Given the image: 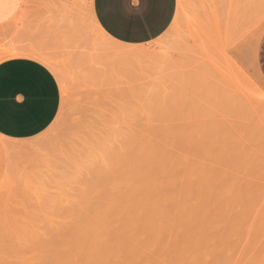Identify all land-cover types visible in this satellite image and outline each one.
<instances>
[{
	"label": "rangeland",
	"instance_id": "1",
	"mask_svg": "<svg viewBox=\"0 0 264 264\" xmlns=\"http://www.w3.org/2000/svg\"><path fill=\"white\" fill-rule=\"evenodd\" d=\"M224 1L222 3L221 0H216L215 2L213 0H177V11L169 28L155 40L140 45H128L111 38L96 23L89 11L88 2H85L81 10L82 21L80 23L82 26L80 30L75 32L73 36L64 37L57 46L52 47L48 51L39 52V54L36 52V55L53 70L60 82L62 91L61 108L52 124L45 131L34 137L19 140L0 135V240L3 239L2 245L6 243L9 244L8 247H11L8 248L7 245L2 246L0 244V258L6 256L3 258L9 259L7 261L2 258L0 264H5L4 261H6V264H18V262H21V264L25 262L26 264L27 262H29L28 264H44L42 262L45 259L46 261L50 259L48 262L45 261L47 264H64L65 262L71 264L74 258L77 259L78 263H76L75 259L72 264H81L77 247L81 248L82 246L80 244H82L83 240H80L82 239L80 237L87 236L88 230H86L87 227L85 228V226L93 227L94 230L93 228L92 230L94 232L101 227L98 233L103 231L102 226L105 229H110V226H113L112 228L115 230L119 226L120 228L117 231L119 230L118 232L121 234L127 228L128 231L126 230L124 235H127L128 242L134 245L139 241L137 242L138 244L134 245L135 247L138 246V249L133 246L131 248V244L127 246L128 243H126L127 250L131 248L130 250L133 251L135 248L134 250L141 251L140 257H137L138 253L133 251L134 254L136 253L134 257L138 261L137 263L134 257H131L134 254L131 251V253L128 252L129 250L127 251L128 254H124L126 252V249H124L123 254L126 256H123V258L126 257L127 262L126 260H122L123 263H120L118 258L113 255L116 259L114 257L109 259V261L114 260L113 263L112 261L110 263L104 260V263L101 262V264H115V260L119 262H116L117 264H132L134 260L133 264H149V261L151 264H165V262L166 264L168 262L170 264H188L190 263L189 261H191L190 264H264V76L258 62L259 46L264 36V21H262V19L264 20V6L261 9V15H263V18L261 17L262 24L252 23L239 43H236L233 38H230V42H226L229 38L224 34L223 15L227 3V1L226 3ZM210 3L212 5L214 3V7ZM217 6L218 8L215 9ZM220 7L223 8V11ZM219 9L221 10L219 11ZM204 20L207 23L203 22ZM207 26H209V29ZM207 31L208 34H205L204 32ZM102 32L105 35H102ZM208 36L210 37L209 39H207ZM222 36L228 39L225 40ZM222 41L228 43L224 44L225 46L228 45L226 48L222 45ZM7 43L6 37L0 41V60L21 51L15 50L12 52L10 50L11 47L7 46ZM91 44L97 45L96 48L91 46ZM122 47L144 49L145 52H148V55L143 51L146 57L144 55H141L143 57L138 55L129 56L128 58L131 57L133 59L127 60L128 58L125 57V61L124 58H120L122 61L116 62L118 57L114 51H118ZM94 49L100 53H96ZM111 52L113 53L111 54ZM113 55L117 59L115 58L114 60ZM123 113L126 115L123 122L124 136L137 138L135 144L142 140L144 143L146 141L147 145L144 144V147L150 150V152L152 150L154 152L159 150L156 152L160 158H163L160 163V161L158 162L160 158L156 156L154 162L157 164L153 162L152 166L149 165L148 168L151 171L146 170L144 177L149 180L145 179V183L140 173H137L136 169L132 170L133 161H130L135 158L133 156L134 153H137V151H134L135 148L132 147H138L141 143L134 145L129 141L127 143L113 141L110 149L111 152L108 151L111 154L109 155L105 150L106 146L102 142H105L110 130L109 127L113 126L117 118ZM139 137L141 138L138 139ZM11 145L18 146V149L15 151L7 150L6 148ZM159 153L160 155L163 154L162 157ZM115 155L118 156L116 157ZM119 155L122 158V163L118 158ZM123 158H126L128 161H125ZM166 158L168 159L166 160ZM169 158L172 159L170 160ZM118 160L119 162H117ZM163 163H165L164 166ZM130 164L132 165L131 168H129ZM168 164L169 167L167 166ZM123 166L124 169L128 167L123 170ZM109 168L114 171L112 172ZM184 171L185 173H183ZM153 173H157V176L153 175ZM159 176L165 177V181ZM150 177L156 178V182L159 180L166 182L170 177L178 180L172 186L170 185L172 189H169L170 187H166V185L162 189L165 193H168L175 190L178 192L179 188L180 194L176 192L178 200H174L176 203L172 202V204L175 209L179 210L181 208L184 211L189 206V210L187 209L188 211H186L189 216H182L184 218L181 216L180 218L179 216H173V218L164 216L167 221L162 216L165 221H161V217L159 218V216H154L151 219L152 222L149 221L150 219L141 220L145 216L141 218L137 217V219H131V216H126L125 219L127 221L130 220L127 223L123 219L124 216H121V213L122 211L125 213V208L128 204H131V202L136 203V201L140 203L141 197H143L142 195L145 192L148 197L150 196L155 199L154 195L157 196L154 192L155 190H152L154 187L149 186L152 181V179L150 181ZM121 181L122 183H120ZM185 183L186 186H183L182 184L185 185ZM195 183H198V189H196L197 185ZM143 185L145 186L143 187ZM175 185L177 189H173ZM190 185L192 189L189 187ZM203 185L206 187H203ZM119 187L120 190H118ZM184 187H189L185 189L190 192L192 191L193 193H191L194 196H191L190 192H186L183 189ZM145 188L146 191L143 193V189ZM149 189L152 191H149ZM194 189L196 191L200 190V192L196 194ZM203 189L206 190L203 191ZM182 190L184 193H182ZM120 191L126 192V199L124 198V192ZM136 192L137 194L138 192L140 193L139 197ZM151 192H154V194ZM100 193L101 195L99 196L98 194ZM182 194L187 195L183 198ZM117 196H119V199L122 197L120 207L118 206V208L116 207L119 204L116 203L119 202ZM203 196L204 198L201 200ZM187 197H190V200ZM195 197H197L196 201L192 199ZM111 199L115 201L114 204ZM179 199H182V201ZM203 200L205 203L203 202L202 204ZM111 203L115 205V210L111 208ZM122 203L124 205L127 204L125 208H123L124 205ZM178 203H183V206L180 204V207H178ZM172 204L171 207L174 209ZM190 204L193 206L191 207ZM109 209L111 211H108ZM116 209L121 210V212L116 211ZM195 209L199 212H195ZM114 211L118 212L119 215ZM197 213L199 215L196 216ZM98 214L100 220L99 218L95 219V217H98ZM103 214H106L107 217ZM114 214L117 217L114 218ZM93 215L95 217L91 219ZM104 216L107 218L106 222ZM199 216L203 217V220ZM85 217L89 218L88 221L91 219L88 224ZM118 217H122L121 220L124 222L121 221L119 223L118 219L120 220V218ZM187 217L189 225L186 224ZM189 217L191 218L189 219ZM146 218H151V216H146ZM116 219L117 221H115ZM135 219L136 221L139 219L137 223L140 220L144 223L148 221L149 227L148 224H144V229L148 227V230L146 229L148 232L150 227H152L154 219L155 221L159 219L158 223L161 221V223L165 222L166 224L167 222V228L164 227L165 224H158L154 221L153 228L158 227L159 229L162 225L163 233L160 229L154 230L153 228V231L151 230L152 233H145L146 230L144 231L143 228L141 230L138 227L140 224H135ZM169 219L171 223H169ZM94 220H97L96 223L98 221L103 222L101 226H99L98 223L100 222H98V225L96 224L98 227L95 228ZM197 220L196 226L194 222H197ZM59 221L63 224L59 223ZM79 221H82L84 224L86 223V225L79 224ZM178 221L184 222V227ZM201 221V225H205L203 228H200L199 222ZM125 222V226L130 223L129 228L128 226H124ZM92 223L95 226H91ZM155 223L158 225L156 226ZM172 223H177V226H174L177 227V231L174 229L175 236L171 239L172 235H174L172 232L170 233L173 230ZM53 224H55V229L52 228ZM73 224L75 226L79 225L82 228L84 226L83 229L86 230L85 234L81 235V232L77 229L78 227H73ZM106 224L109 227H106ZM32 225L35 229H33ZM114 225L116 228H114ZM135 225H138V228ZM169 225L172 228L167 230L165 234L164 229L165 231L169 229ZM63 226H67L68 232L64 231L66 230L65 227L63 230ZM187 226L190 228L186 231ZM90 228L87 229L90 230ZM83 229L79 230L84 232ZM123 229L124 231H122ZM16 230L24 232V234L20 232L23 236L19 232L18 234ZM115 230L112 231L111 229L109 231L106 229L99 234L103 235L104 233L103 236H105L107 232L109 236L110 233H115ZM77 231L80 237L74 234ZM137 231L140 234H135ZM185 231L186 234L184 233ZM179 232L181 237L184 235L183 241H180ZM167 233L169 234L168 237ZM199 233L205 234L201 235ZM207 233L209 236H207ZM9 234L10 237L12 236L11 238ZM34 234L37 240H35ZM95 234L97 235V233ZM95 234L93 233L92 236L86 238H93V236H96ZM145 234L149 235L145 236ZM154 234H156L157 239ZM120 235L118 236L122 237ZM137 235L138 237L140 235V239ZM160 235L161 237H159ZM118 236H113L114 240ZM133 236L135 237V242L132 241L134 239ZM67 237L71 238L72 242L68 241ZM129 237L132 238L130 239ZM188 237H193L195 241L190 242L191 239ZM199 237L204 241L202 242ZM125 238L124 241H127ZM158 238L164 240V243L167 245L161 242V240L159 242ZM6 239L7 242L5 241ZM8 239L12 243H9ZM12 239L16 241L13 240V242ZM24 239L31 241H24ZM147 239L152 241L148 242ZM176 239L178 246H176L177 241H174ZM185 239L187 243L192 244L193 242H197V245L193 243V247V245L191 246L188 243L185 246ZM47 241L52 242V244L48 242L49 245ZM153 241L157 242L154 244ZM169 241L173 246L172 248H170V243H167ZM65 242L69 244L70 248L66 247L67 244ZM13 243L15 244L13 245ZM74 243H77V247ZM156 243H163L164 246L159 245L161 246L160 249L164 247L168 249H163L166 255L161 253L158 256L162 250L159 249V245L156 246ZM70 244L75 247H71ZM16 245H19V247H15ZM39 245L46 248L42 247L41 251ZM142 245L144 246L142 247ZM189 245L190 247H188ZM2 247H5L4 253L6 255H3L2 252L4 250L2 251ZM58 247L59 250L57 251ZM155 247H158L156 250L159 251H155L153 249ZM17 248L24 250V253L27 251V254H23L20 251L22 255L19 258L18 255H15L16 252L20 254ZM31 248L35 250H31ZM71 248H73V252H69ZM180 248L186 251H184L183 255H181L182 251ZM16 249L18 251L14 252ZM202 249L203 251H201ZM45 250L48 253L46 252L45 254ZM150 250L152 254L154 252L155 254L157 253L156 256H154L155 254L153 255L157 259L152 258ZM187 251L190 253L189 258ZM6 252H8V257ZM64 252L74 254H71L72 256L69 255L70 259L67 257L68 254L64 255ZM59 253H63L61 255L65 256L66 261H62L63 256L61 257ZM75 253L76 256H74ZM196 253L200 254L201 258ZM39 254L44 256L41 258ZM129 254L130 257L128 256ZM30 255L31 259L29 258ZM142 255L143 258H141ZM22 256L25 257L22 258ZM161 256L163 257L161 258ZM210 256L212 259H210ZM14 257L17 259H13ZM60 257L61 260H58ZM72 257L74 258L72 259ZM127 257L130 258L131 262H129L130 260ZM32 259L34 260L31 261ZM139 259L143 261L141 260V262ZM181 259L186 260L183 261ZM200 259L201 261L199 262ZM105 261L107 262L105 263ZM144 261L145 263H143Z\"/></svg>",
	"mask_w": 264,
	"mask_h": 264
},
{
	"label": "crops",
	"instance_id": "2",
	"mask_svg": "<svg viewBox=\"0 0 264 264\" xmlns=\"http://www.w3.org/2000/svg\"><path fill=\"white\" fill-rule=\"evenodd\" d=\"M85 2L103 30L128 45L161 36L177 11V0H0V41L6 37L12 52L21 50L0 60V135L28 139L57 117L61 85L36 52H46L80 30ZM258 62L264 76V36Z\"/></svg>",
	"mask_w": 264,
	"mask_h": 264
},
{
	"label": "bare ground",
	"instance_id": "3",
	"mask_svg": "<svg viewBox=\"0 0 264 264\" xmlns=\"http://www.w3.org/2000/svg\"><path fill=\"white\" fill-rule=\"evenodd\" d=\"M214 2L216 1V0H213ZM218 1H220V0H218ZM223 1L224 0H221V2L223 3ZM226 1H227V3H226ZM225 3H226V8H224L223 6H224V4H223V8L225 9V11H224V15H223V23H224V34L229 38H226L225 36L223 37L225 40L226 39H228V41H226V42H230L231 40H230V38H233L234 40H235V42L236 43H239L242 39H243V37H244V35H245V33L248 31V29H249V27L252 25V23H258V24H262V21H264L263 19H262V21H261V17L263 16V15H261L262 14V8H263V6H264V4H263V0H225L224 1ZM212 3V2H211ZM210 3V5H212ZM213 5H215L214 3H213ZM212 5V6H213ZM220 5V4H219ZM209 6V5H208ZM214 7V6H213ZM222 7H220V8H222ZM218 8V6L215 8V9H217ZM223 8H222V11H223ZM214 9V8H213ZM221 9H219V11H220ZM221 14H223V13H221ZM221 14H220V16H221ZM264 14V13H263ZM217 15H218V13H217ZM212 18H213V16H212ZM263 18V17H262ZM211 19V18H210ZM216 21V20H215ZM261 21V22H260ZM203 22H206L205 20L203 21ZM96 23H97V21H96ZM207 23V22H206ZM210 23V22H209ZM264 24V23H263ZM204 25V24H203ZM208 25V24H207ZM211 25H212V23H211ZM256 25V24H255ZM254 26V25H253ZM96 27H98V26H96ZM205 27V26H204ZM208 27V29H209V26H207ZM255 27V26H254ZM215 28V27H214ZM217 28V27H216ZM203 30H205V29H203ZM221 30V29H220ZM102 31V30H101ZM210 31V30H209ZM104 32H105V30H104ZM203 32V31H202ZM205 34L207 33L208 34V31L207 32H204ZM102 35H105L103 32L101 33ZM212 35H213V33H211ZM223 35V34H222ZM106 36H107V34H106ZM214 36V35H213ZM202 37H203V35H202ZM212 37V36H211ZM201 38V37H200ZM210 37L208 36L207 37V39H209ZM216 38V37H215ZM95 39V38H94ZM206 39V40H207ZM93 40V39H92ZM202 40H203V38H202ZM230 40V41H229ZM233 40V41H234ZM208 41V40H207ZM86 42V41H85ZM91 42V41H90ZM224 42V43H223ZM234 43V42H233ZM232 43V44H233ZM96 44V43H95ZM95 44H91V46H94L95 48H96V46H95ZM224 44H228V43H225V41H222V45H224ZM120 45H122V44H120ZM231 45V44H230ZM229 45V46H230ZM234 45V44H233ZM232 45V46H233ZM83 46V45H82ZM87 46V45H86ZM90 46V47H91ZM123 46V45H122ZM225 46V45H224ZM226 46H228V45H226ZM226 46H225V48H226ZM85 47V46H84ZM88 47V46H87ZM140 48V47H139ZM82 49V48H81ZM89 49V48H88ZM92 50V49H91ZM97 50V49H96ZM90 51V50H89ZM93 51V50H92ZM94 51H95V49H94ZM109 51V50H108ZM145 50L143 49V50H141V49H137V48H126V47H122V49H119L118 51H114V53L115 54H117L116 56L118 57V60H116V62H118V61H122L120 58H124V61L126 60L125 59V57H129V56H140V57H143V56H141V55H144L145 53H147L146 55H148V52L146 51L145 53ZM24 52V51H23ZM96 53H100V52H97V51H95ZM225 52V51H224ZM19 53V52H18ZM92 53H94V52H92ZM113 52H111V54H112ZM33 54V53H32ZM38 54H39V52H38ZM79 54V53H78ZM93 55V54H92ZM126 55V56H125ZM146 55H144L145 57H146ZM227 55V54H226ZM124 56V57H123ZM149 56H150V54H149ZM92 57V56H91ZM113 57H114V60H115V58L117 59V57H115L114 55H113ZM135 58V57H134ZM129 59H133V58H128L127 60H129ZM139 60V59H138ZM140 60H142V59H140ZM146 60H147V58H146ZM113 65V64H112ZM115 67V66H114ZM124 72V71H123ZM261 106V105H260ZM258 109H260V108H258ZM122 111V110H121ZM262 114V113H261ZM264 115V114H263ZM125 118H126V115H125V113H123L120 117H118L117 118V120L114 122V124H113V126H110L109 128H110V130H109V132H108V135L106 136V139H105V142L104 141H102L103 143H104V145L106 146L105 147V150L107 151V153H108V151L109 152H111L110 151V149H111V146H112V142L114 141V142H132L134 145H137V144H139V143H141V145L139 146L138 145V147L136 146H134V145H132V146H134V147H132V148H135L134 149V151L136 152L137 151V153H134V159L132 160H130V161H133L132 162V165H133V167H132V170H134V169H136V171H137V173L139 172L140 173V175H141V177L143 178V181L146 179L144 176H145V172H146V170L148 171V170H150L148 167H149V165H153V162L156 160V156H158V151L156 152H154L153 150L150 152V150H147V148H145L144 147V144L145 145H147L146 144V141H145V143H144V141L142 140H139V141H141V142H139V143H137V144H135V141L137 140V138H133V137H131L130 138V136H124V134H123V122L125 121ZM261 120H263V119H261ZM116 123H117V125H116ZM109 137V138H108ZM130 139H129V138ZM141 137H139L138 139H140ZM145 138V137H144ZM146 140V139H145ZM148 140V139H147ZM262 140V139H261ZM154 141V140H153ZM156 141V140H155ZM261 142V141H260ZM263 142V141H262ZM149 143H150V140H149ZM148 143V144H149ZM159 143V142H158ZM154 144H155V142H154ZM157 145V144H156ZM159 146V145H158ZM137 149V150H136ZM155 149V148H154ZM130 150V149H129ZM257 150V149H256ZM263 151V150H262ZM130 153H131V151H129ZM133 152V151H132ZM97 153V152H96ZM107 153H105V154H107ZM119 153V152H118ZM130 153H129V155H130ZM160 153H163V152H160ZM160 153H159V155H160ZM256 153V152H255ZM99 154V153H98ZM109 154V153H108ZM123 154V153H122ZM128 154V153H127ZM135 154H137L136 156H135ZM157 154V155H156ZM258 154H259V152H258ZM263 154V153H262ZM262 154H260V155H262ZM109 155H111V154H109ZM162 155L163 154H161L160 156L162 157ZM173 155H175V154H173ZM116 157L118 156V155H115ZM122 156V155H121ZM131 156V155H130ZM132 156V157H133ZM110 157H112V156H110ZM123 157V156H122ZM131 157V158H132ZM171 157V156H170ZM119 160L121 161V163H122V158L120 157V155H119ZM128 158V157H127ZM157 158H160L159 156L157 157ZM116 159V158H115ZM114 159V160H115ZM124 159V158H123ZM129 159V158H128ZM161 159H163V158H160L159 160H158V162L160 161V163H161ZM165 159V158H164ZM168 158H166V160H167ZM170 159V158H169ZM172 159V158H171ZM170 159V160H171ZM181 159V158H180ZM188 159V158H187ZM111 160H113V159H111ZM119 160L117 161V162H119ZM125 161H128V160H126V158L124 159ZM124 160H123V162H124ZM174 160V159H173ZM259 160V159H258ZM85 161V160H84ZM91 161V160H90ZM129 161V162H130ZM169 161V160H168ZM116 162V163H117ZM166 162V161H165ZM184 162V161H183ZM187 162V161H186ZM262 162H263V160H262ZM115 163V162H114ZM128 165H129V163L128 162H126ZM155 163V162H154ZM167 163V162H166ZM248 163V162H247ZM253 163V162H252ZM110 164V163H109ZM108 164V165H109ZM124 165H126L125 163H123ZM155 164H157V163H155ZM159 164V163H158ZM164 164L165 163H163V166H164ZM254 164H256V163H254ZM111 165H113V164H111ZM116 165V164H115ZM114 165V166H115ZM131 164H130V167L129 168H131V166H132ZM162 165V164H161ZM257 165H259L258 163H257ZM99 166V165H98ZM98 166H97V168H98ZM110 166V165H109ZM159 166V165H158ZM168 167H169V164L167 165ZM173 166H174V164H173ZM172 166V167H173ZM253 166V165H252ZM111 167H113V166H111ZM121 167H122V164H121ZM128 167V166H127ZM126 167V168H127ZM153 167H156V166H153ZM152 167V169H154ZM166 167V166H165ZM164 167V168H165ZM172 167H170V168H172ZM100 168V167H99ZM105 169H106V167H104ZM114 168V167H113ZM117 168V167H116ZM119 168H120V166H119ZM125 168V169H126ZM167 168V167H166ZM254 168V167H253ZM109 169H111V168H109ZM108 169V170H109ZM115 169V168H114ZM118 169V168H117ZM116 169V170H117ZM124 169V166H123V170H125ZM162 169V168H161ZM169 169V168H168ZM257 169H259V168H257ZM262 169V168H261ZM99 170V169H98ZM107 170V169H106ZM112 170V172L114 171L113 169H111ZM111 170H110V172H111ZM121 170H122V168H121ZM128 170V169H127ZM167 170V169H166ZM173 170V169H172ZM249 170V169H248ZM135 171V172H136ZM151 171V170H150ZM158 171H160L159 169H158ZM170 171H171V169H170ZM186 171V170H185ZM185 171L183 172V173H185ZM249 171H251V170H249ZM254 171V170H253ZM100 172V171H99ZM111 172V173H112ZM118 172H119V170H118ZM117 172V173H118ZM166 172H168V171H166ZM176 172V171H175ZM256 172V171H255ZM254 172V173H255ZM115 174H116V172H114ZM121 173V172H120ZM119 173V174H120ZM127 173V172H126ZM129 173V172H128ZM149 173V172H148ZM163 173V172H162ZM106 174H107V172H106ZM124 174H125V172H124ZM151 174V173H150ZM165 174V173H164ZM167 174V173H166ZM122 175V174H121ZM127 175V174H126ZM125 175V176H126ZM129 175V174H128ZM132 175V174H131ZM139 175V174H138ZM139 175V176H140ZM153 175H155V176H157V173L155 174V173H153ZM254 175V174H253ZM256 175V174H255ZM117 176V175H116ZM119 176V175H118ZM136 176V175H135ZM147 176V175H146ZM165 176V175H164ZM122 177L124 178V176L122 175ZM154 177V176H153ZM160 177V176H159ZM159 177H157L158 179H159ZM148 178V177H147ZM160 178H163V176H161ZM165 178V177H164ZM163 178V180L165 181V179ZM114 179H116L115 177H114ZM124 179H126V178H124ZM151 179H152V181H151ZM167 179H168V177H167ZM118 180V179H117ZM120 180H121V178H120ZM123 180V179H122ZM146 180H149V179H146ZM146 180L144 181V183L146 182ZM156 180V178H151L150 177V181H151V184L149 185L150 187L151 186H153L154 187V189H152V190H155L154 192H155V194L157 195V196H155L154 195V197H155V199L154 198H152V197H148L147 196V193L145 192L144 193V191H146V188L145 189H143V197H141V200H140V203H139V201L137 202L136 200V203H132L131 202V204H128V206H126V208H125V205H127V204H121L122 206H123V208H125V213L122 211V213H121V216H124V220H126L125 218H126V216H131V219L133 218H136L137 219V217L138 218H141V217H143V216H145V218L143 217V219H141V220H145V219H150L149 221H151L152 222V220L151 219H153L154 218V216H159V218L162 216V217H164V216H168V218H173V216H175V217H177V216H179V218H180V216L182 217V216H189L187 213H186V211H188L189 210V206L187 207V209H186V211H184V210H181V208H179V210H177V209H175L174 208V206H173V204H172V202H174V200L176 201V200H178L177 199V196H178V194L177 193H179L180 194V189L178 188V192L175 190V191H171V192H168V193H165V191H163V189H164V185H166V187H170V185L172 186L173 185V183L175 182V181H178V180H176V179H174V177H170L166 182H164L163 180H159V181H155ZM110 182V181H109ZM183 182V181H182ZM181 182V183H182ZM189 182V181H188ZM187 182V183H188ZM114 183H115V181H114ZM120 183H122V181L120 182ZM138 183V182H137ZM164 183H166V184H164ZM184 183V182H183ZM261 183V182H260ZM111 185H112V183H110ZM118 184V183H117ZM126 184V183H125ZM128 184V183H127ZM177 184V183H176ZM190 184V183H189ZM196 184V183H195ZM198 184V183H197ZM196 184V185H197ZM146 185V184H145ZM145 185H143V187L145 186ZM183 186H186V183H185V185L184 184H182ZM188 185V184H187ZM191 185L192 186H194L193 185V183H191ZM191 185L189 186V187H191ZM195 185V186H196ZM130 186V185H129ZM129 186H126V187H129ZM137 188H138V186H139V184H138V186L137 185H135ZM179 186V185H178ZM180 186H181V184H180ZM182 186V187H183ZM114 187V186H113ZM112 187V188H113ZM135 187V188H136ZM142 187V186H141ZM174 188L173 189H177V186L175 185V186H173ZM189 187H184L183 189H185V188H189ZM197 188L196 189H198V185L196 186ZM203 187H206L205 185H203ZM102 188V187H101ZM118 188V187H117ZM134 188V189H135ZM136 188V189H137ZM140 188V187H139ZM163 188V189H162ZM254 188V187H253ZM107 189V188H106ZM114 189H115V187H114ZM151 189H149V191L151 190ZM169 189H172V187H170ZM191 189H192V187H191ZM201 189V188H200ZM109 190V189H108ZM110 190H112V189H110ZM116 190V189H115ZM118 190H120V187H119V189ZM140 190H141V188H140ZM139 190V191H140ZM151 190V191H152ZM190 190V189H189ZM204 190H206V189H203V191ZM117 191V190H116ZM185 191L187 192L188 190H186L185 189ZM196 190L194 189V192H195ZM108 192V191H107ZM118 192V191H117ZM120 192H124V191H120ZM128 192H129V190H128ZM131 192H132V190H131ZM154 192L152 193V194H154ZM164 192V193H163ZM167 192V191H166ZM177 192V193H176ZM188 192H190V191H188ZM192 192V191H191ZM190 192V194H191V196H194V194H192ZM198 192H200V190L199 191H196V194H198ZM207 192V191H206ZM205 192V193H206ZM258 192V191H257ZM263 192V191H262ZM125 193L126 192H124V198H125V196H127V194L125 195ZM182 193H184L183 192V190H182ZM131 194V193H130ZM136 194H137V192H136ZM140 193L138 192V194H137V196L139 195ZM188 194V193H187ZM186 194V195H187ZM189 194V195H190ZM204 194V193H203ZM99 196L101 195V193L100 194H98ZM105 195V194H104ZM111 195V194H110ZM133 195V194H132ZM149 195V194H148ZM183 195V194H182ZM186 195L184 194L183 195V198L184 197H186ZM260 195H262V194H260ZM259 195V196H260ZM140 196V195H139ZM138 196V197H139ZM152 196V195H151ZM180 197H182L181 195H179ZM200 196V195H199ZM206 196V195H205ZM93 197H94V195H93ZM96 197V196H95ZM102 197H103V195H102ZM118 197V199H119V196H117ZM129 197V196H128ZM264 197V196H263ZM87 198V197H86ZM97 198V197H96ZM127 198V197H126ZM125 198V199H126ZM133 198V197H132ZM131 198V199H132ZM179 198V197H178ZM182 198V199H183ZM187 198H189V200H190V197H187ZM196 198V199H195ZM195 198H192V199H194L195 201L197 200V197H195ZM204 198V196L201 198V200ZM262 198V197H261ZM98 199V198H97ZM113 199H115V198H113ZM113 199H111V200H113ZM121 199H122V197H121ZM121 199H119L118 201L119 202H116L118 205L116 206L117 208H118V206L120 207V200ZM135 199V198H134ZM182 199H179V200H181L182 201ZM186 199V198H185ZM191 199V200H192ZM124 200V199H123ZM122 200V201H123ZM189 200H188V202H189ZM200 200V201H201ZM205 200V199H204ZM202 201L201 203L203 204V202L205 203V201ZM207 200V199H206ZM45 201V200H44ZM47 201V200H46ZM86 201V200H85ZM115 201H116V199H115ZM114 200H113V204H114V202H115ZM132 201H134V200H132ZM180 201V202H181ZM185 201V200H184ZM183 201V202H184ZM199 201V200H198ZM89 201H88V199H87V203H88ZM110 202V201H109ZM178 202V201H177ZM263 202H264V200H263ZM112 203H111V208L113 209L114 208V210H115V205H112ZM138 203V204H137ZM174 203H176V202H174ZM192 203V202H191ZM197 203V202H196ZM45 204V203H44ZM49 204H51V203H49ZM171 204H172V206H173V208L174 209H172V207H171ZM182 205L183 203H178V207H180L179 205ZM199 204H200V202H199ZM206 204H208V203H206ZM185 205V207H186V203L184 204ZM45 206V205H44ZM109 206V205H108ZM112 206H114V207H112ZM122 206H121V209H122ZM175 206H177L176 204H175ZM183 206V205H182ZM190 206L192 207L193 205L192 204H190ZM200 206V205H199ZM198 206V207H199ZM3 207V206H2ZM184 207V208H185ZM217 207V206H216ZM43 208V207H42ZM51 208V207H50ZM50 208H48V209H50ZM53 208V207H52ZM81 208V207H80ZM200 208V207H199ZM202 208V207H201ZM204 208V207H203ZM6 209V208H5ZM90 209H93V208H90ZM106 209V208H105ZM104 209V210H105ZM218 209V208H217ZM81 210V209H80ZM85 210V209H84ZM83 210V211H84ZM118 209H116V211H117ZM124 210V209H123ZM49 211V210H48ZM91 211V210H90ZM108 211H111V209H109ZM107 211V212H108ZM121 212V210H118V212ZM190 211H192L191 209H190ZM195 212H197L196 211V209L194 210ZM193 211V212H194ZM93 212H95V211H93ZM115 212V211H114ZM117 212V213H118ZM199 212V211H198ZM203 212V211H202ZM112 213V212H111ZM116 213V212H115ZM116 213V214H117ZM189 213V212H188ZM192 213V212H191ZM204 213V212H203ZM35 214V213H34ZM116 214H114L115 216H114V218L115 217H117V215ZM209 214H210V212H209ZM209 214H207L208 216H209ZM82 215V214H81ZM103 215H106V214H103ZM118 215H119V213H118ZM193 215V214H192ZM197 215H199L198 213L196 214V216ZM206 215V214H205ZM205 215H203L204 217H206ZM84 216V215H83ZM86 216V215H85ZM97 216V215H96ZM111 216V215H110ZM133 216V217H132ZM134 216H136V217H134ZM146 216H151V218H146ZM153 216V217H152ZM170 216V217H169ZM194 216V215H193ZM196 216H195V218H196ZM87 217V216H86ZM85 217V218H86ZM89 217V216H88ZM94 215H93V218H91V219H94ZM102 217V216H101ZM106 217H107V215H106ZM105 216H104V218H105V222H106V218ZM161 217V221H165L166 219H165V217H164V219L165 220H163V218ZM96 218H99V220H100V216H99V214H98V217H95V219ZM111 218H113L112 216H111ZM118 218H120V220L118 219ZM117 219H118V222L120 223L121 221H123V220H121V218L122 217H118ZM156 218V217H155ZM182 218H184V217H182ZM181 218V219H182ZM191 217H189V219H190ZM199 218H201L202 220H203V217H200L199 216ZM73 219H75V218H73ZM83 219V218H82ZM88 219L89 218H86V223L88 224V222L91 220H89L88 221ZM102 219V218H101ZM117 219L115 220V221H117ZM136 219L134 220V222L136 221ZM157 219V218H156ZM186 219V218H185ZM184 219V220H185ZM193 219V218H192ZM206 219H208V218H206ZM32 220V219H31ZM112 220V219H111ZM129 220V219H128ZM140 220V222L139 223H137L138 221H139V219L135 222V224H142L141 226H143V227H141L140 225L138 226V225H135L136 227L138 226V227H140L141 228V230H142V228L144 229V227H145V225L144 224H148V221L146 222V223H144V222H142ZM159 220V219H158ZM158 220H156L155 221V219H154V221L156 222V223H158ZM175 220V219H174ZM173 220V221H174ZM179 220V219H178ZM187 222H186V224H190V223H188V217H187ZM185 220V221H186ZM24 221V220H23ZM65 221V220H64ZM95 221V220H94ZM97 221V220H96ZM96 221L94 222V224L96 225L98 222H100V221H98L97 223H96ZM107 221H109V220H107ZM127 221V220H126ZM154 221H153V223H152V227H150V230H149V232H151V230H152V228L154 227L153 226V224H154ZM161 221H160V223H161ZM167 221V220H166ZM172 221V220H171ZM177 221V220H176ZM175 221V222H176ZM190 222H191V220H189ZM193 221V220H192ZM55 222V221H54ZM57 222V221H56ZM102 222L103 221H101L100 223H98L99 224V226H101V224H102ZM111 222H114V221H111ZM124 222V221H123ZM128 222H130V220L129 221H127V223ZM132 222V221H131ZM134 222H132V223H134ZM178 222H180V224L182 223V221H178ZM0 223H1V221H0ZM59 223H61V221H59ZM66 223H67V221H66ZM72 223V222H71ZM79 224H82V225H86V223L84 224V223H82V221L80 222H78ZM131 223V224H132ZM150 223V222H149ZM156 223H155V225H156ZM160 223H158V224H160ZM169 223H171L170 222V219H169ZM192 223V222H191ZM197 223H198V220H197V222H194V224H196V226H197ZM201 223H202V221L201 222H199V224H200V228H203V226H205V225H201ZM28 224H30V223H28ZM61 224H63V223H61ZM93 223L91 224V226L93 225V226H95ZM97 224V225H98ZM112 224V223H111ZM123 224V223H122ZM125 224H126V222L124 223V226H125ZM130 224V223H129ZM129 224L127 225L128 226V228H129ZM151 224V223H150ZM157 224V225H158ZM162 225L163 224H165V222H163V223H161ZM166 224H167V222H166ZM166 224L164 225V227L165 228H167L166 227ZM173 224V230L172 231H170V233L172 232L174 235H172V237H171V239L175 236V232H173L174 231V229H176L175 231H177V227H174V226H177V223H172ZM179 224V223H178ZM184 222L181 224V226H183L184 227ZM33 225H34V223H33ZM32 225V226H33ZM38 225V224H37ZM36 225V226H37ZM54 225L55 224H53L51 227L52 228H54ZM65 225V224H64ZM96 225V227L95 228H97L98 226ZM103 225H105V224H103ZM108 224H106V227H109V226H107ZM110 225V224H109ZM115 225L117 226V224L115 223ZM115 225H114V228H116L115 227ZM133 226H134V224H132ZM156 225V226H157ZM161 225V226H162ZM13 226V225H12ZM32 226H30V227H32ZM57 226H59V225H57ZM73 227L75 226L74 224L72 225ZM78 228V231L79 232H81V235L83 234H85V232H86V230H88V232L86 233L87 234V236L85 235V237L84 236H82V237H80V235H78V231H77V233H75L74 232V234H77L76 236H79L80 238H82V239H80V240H83L82 241V244H80V246H81V248H79V246L77 247V243L75 244V246L77 247V251H79V255H80V262H81V264H101V262L102 263H104V260H107V261H109V259L110 258H113L114 256H116V258H118V261L120 262V263H123L122 262V260H126V257H124L123 258V256H126V255H124L125 253L126 254H128L127 253V251L128 252H132V254H134L133 253V251L135 252L136 251V253H138V255H137V257L139 256V254H140V250H134L135 248L136 249H138L137 247L138 246H134V245H136V244H138L137 242H139V241H137L134 245H133V243L131 244L130 242H128V237H127V235H124L125 233V231L127 230V228L125 229V227H127V226H123L124 227V229H125V231H124V229L122 230V231H124L122 234L121 233H119L118 231H117V229L118 228H120L119 226H117V229L115 230V229H113L111 226H110V229L109 228H106V229H108L109 231H111V229H112V231H114L115 230V233L114 234H116V231H117V236L118 235H122V237H117L115 240H114V237L113 236H115L116 237V235H114L113 233H110V235L108 236V233L106 232V235L105 236H103L104 235V233H103V235L102 234H99V233H102L103 231H105L106 229L102 226V229H103V231H101V232H99L98 233V231H100L101 230V227H99L98 228V230L96 229V231L94 232L93 230H94V228L93 227H89V226H85V228L87 227V228H90V230L89 229H87L86 228V230H84L83 228H84V226H83V228L80 226L79 227V225H76ZM75 226V227H76ZM160 226V227H161ZM171 225H169V227H170ZM40 227H41V224H40ZM64 227L65 226H63V230H64ZM67 227V226H66ZM65 227V229L66 230H64V231H67L68 232V230H67V228ZM122 227V228H123ZM136 227H134V228H136ZM137 227V228H138ZM146 227H147V225H146ZM148 227H149V224H148ZM148 227L146 228L147 230H148ZM159 227V229H160V231H162V227L160 228ZM188 227V226H187ZM208 227H209V225H208ZM10 228V227H9ZM14 228V227H13ZM42 228V227H41ZM62 227H61V225H60V229H61ZM92 228H93V230H92ZM172 227H170L169 229H166V231H165V229H164V233L166 234V232H167V230H170ZM189 228L190 227H188L187 229H185L186 231L187 230H189ZM192 228H193V226H192ZM196 228V227H195ZM199 228V229H200ZM207 228V227H206ZM15 229V228H14ZM14 229H12V230H14ZM33 229H35L34 228V226H33ZM55 229V228H54ZM59 229V230H60ZM79 229H83V231L84 232H82V231H80ZM100 229V230H99ZM105 229V230H104ZM146 229H144V231L146 230ZM154 230H159L158 229V227L157 228H153ZM196 229H198V228H196ZM2 230H3V228H2ZM8 230V229H7ZM58 230V231H59ZM141 230H139V231H141ZM146 230V232L145 233H149L148 231ZM192 230V229H191ZM25 231V230H24ZM61 231V230H60ZM92 233H91V232ZM122 231H120V232H122ZM128 231V230H127ZM139 231H137V233H135V234H140L139 233ZM144 231H143V233H144ZM153 231V230H152ZM186 231L184 232L185 234H186ZM200 231V230H199ZM207 231V230H206ZM4 232V231H3ZM9 232V231H8ZM16 232L18 233H20L21 231H17L16 230ZM34 232H36V231H34ZM54 232V231H53ZM70 232H71V230H70ZM131 232V231H130ZM155 232V231H154ZM181 232V231H180ZM180 232H179V234H180ZM201 232H202V230H201ZM18 233V234H19ZM22 234H24V232H21ZM20 233V234H21ZM44 233V232H43ZM95 234V233H97V235L96 236H93V238H90V239H87L86 237H89V236H92V234ZM133 233V234H134ZM152 233V232H151ZM156 233V232H155ZM162 233H163V231H162ZM168 233H169V231H168ZM167 233V237L169 236V234ZM178 233V232H177ZM183 233V232H182ZM198 233V232H197ZM6 234V233H5ZM16 234V233H15ZM21 234V235H22ZM28 234V233H27ZM36 234V233H35ZM34 234V235H35ZM39 234V233H38ZM37 234V235H38ZM90 234V235H89ZM111 234H112V236H111ZM126 234H128V233H126ZM150 234V233H149ZM149 234H147V235H149ZM159 234H161V233H159ZM196 234V233H195ZM199 234H205V233H199ZM33 235V236H34ZM40 235V234H39ZM46 235V234H45ZM60 235V234H59ZM120 235V236H121ZM123 235H124V237H126L125 239L127 240V241H124V237H123ZM130 235H132L131 233H130ZM146 234H145V236H147ZM155 235V237H156V234H154ZM164 235V234H163ZM178 235V234H177ZM193 235V234H192ZM5 236V235H4ZM3 236V237H4ZM19 237H20V235H18ZM23 236V235H22ZM25 236V235H24ZM28 236V235H27ZM66 236V235H65ZM151 236H153L152 234H151ZM179 237H180V241L183 239V236L181 237V234L180 235H178ZM189 236V235H188ZM207 236H209L208 235V233H207ZM1 237V236H0ZM9 237H10V234H9ZM12 237V236H11ZM10 237V238H11ZM38 237V236H37ZM46 237V236H45ZM69 237V236H68ZM66 238V239H68V241L70 240L71 241V238L69 239V238ZM113 237V238H112ZM134 237V236H133ZM137 237H138V235H137ZM139 237H140V235H139ZM138 237V238H139ZM154 237V236H153ZM159 237H161V235L159 236ZM164 237V236H163ZM167 237H165V238H167ZM202 237V236H201ZM201 237H199L200 239H201ZM205 237V236H204ZM203 237V238H204ZM5 238V237H4ZM22 238H27V237H22ZM35 238H36V235H35ZM63 238H64V236H63ZM84 238V239H83ZM130 238V237H129ZM132 238V237H131ZM130 238V239H131ZM138 238H136V239H138ZM185 238H186V236H185ZM188 238H190V237H188ZM208 238V237H207ZM2 239V238H1ZM21 239V238H20ZM39 239H40V237H39ZM38 239V240H39ZM47 239H48V236H47ZM65 239V238H64ZM64 239H62V241H64ZM129 239V240H130ZM140 239V238H139ZM155 239V238H154ZM156 239H157V237H156ZM159 239V238H158ZM178 239V238H177ZM177 239L176 240H174L175 242L177 241ZM191 239V241L190 242H192V241H195V240H193L194 238L192 237V238H190ZM197 239V238H196ZM200 239H197V240H200ZM3 240V239H2ZM2 240H0V244L2 245ZM11 240V239H10ZM14 239H12V241H13ZM35 240H37V238L35 239ZM114 240V241H113ZM135 240V237H134V239L132 240V241H134ZM142 241H144V239H141ZM145 240H146V237H145ZM148 240V239H147ZM160 240L161 239H159V242H160ZM170 240V239H169ZM6 242H7V239L5 240ZM14 241H16V240H14ZM13 241V242H14ZM21 241H22V239H21ZM24 241H28V240H25L24 239ZM31 240H29L28 242H30ZM33 241H34V239H33ZM40 241V240H39ZM150 241H152V240H148V242H150ZM183 241V240H182ZM184 241H186V239L184 240ZM201 241H202V239H201ZM204 241V240H203ZM202 241V242H203ZM207 241V240H206ZM8 242L9 243H12L11 241H9V239H8ZM23 242V241H22ZM48 242H50V241H47V243ZM66 242H67V240H66ZM65 242V243H66ZM72 242V241H71ZM74 242V241H73ZM115 242V243H114ZM135 242V241H134ZM144 242H147V241H144ZM155 242H157V241H153V243L155 244ZM161 242H163L164 243V240H161ZM201 242V243H202ZM212 242V241H211ZM51 244H52V242H50ZM57 243H59L58 241H57ZM65 243H63V245H65ZM126 243H128L127 244V246L129 245V244H131V248H132V246L133 247H135L134 249H133V251L132 250H130V249H128L127 250V248L128 247H126ZM143 243V242H142ZM163 243H159L161 246L163 245ZM167 243H170V245H171V242L169 241V242H167ZM177 244H176V246H178V241L176 242ZM189 243V242H188ZM188 243H187V241L184 243V245L186 246V244L188 245ZM194 243V245L197 243H195V242H193ZM193 243L191 244V243H189V244H191V246L193 245ZM200 243V244H201ZM214 243V242H213ZM15 243H13V245H14ZM17 244H19L18 242H17ZM23 244V243H22ZM29 244V243H28ZM32 244V243H31ZM30 244V246H32ZM49 244V243H48ZM67 244V248L69 247L68 245V243H66ZM149 244V243H148ZM147 244V245H148ZM152 244V243H151ZM159 244H157L156 243V246H158ZM165 244V243H164ZM175 244V243H174ZM203 244V243H202ZM205 244V243H204ZM212 244V243H211ZM7 245V247H8V245L9 244H6L5 243V245H2V246H6ZM37 245V244H36ZM43 245V244H42ZM50 245V244H49ZM57 245V244H56ZM55 245V246H56ZM158 246L159 247V249H160V247L161 246ZM165 245H167V244H165ZM169 245V244H168ZM181 245H183V244H181ZM181 245H179V247H181ZM183 245V246H184ZM194 245H193V247H194ZM197 245V244H196ZM40 246V245H39ZM70 246H71V244H70ZM74 246V247H75ZM144 245H142V247H143ZM150 246H153V245H150ZM164 246V245H163ZM15 247H19V245H16ZM21 247V246H20ZM42 247H44V246H42ZM41 246H40V250H41V248H42ZM52 248H53V246H51ZM50 247V248H51ZM57 247V246H56ZM56 247H54V248H56ZM65 247V248H66ZM71 247H73V246H71ZM73 247V248H74ZM126 247V248H125ZM147 247V246H146ZM158 247H155V248H153V249H155V251H159V250H156V249H158ZM173 246L171 245V247L170 248H172ZM175 247V246H174ZM188 247H190V245L188 246ZM188 247H186V248H188ZM197 247V246H196ZM206 247V246H205ZM3 248V247H2ZM8 248H11V247H8ZM39 248V247H38ZM44 248H46V247H44ZM43 248V249H44ZM66 248V249H67ZM70 248V247H69ZM73 248H71L70 249V251L69 252H71L72 250H73ZM150 248V247H149ZM164 248H166V247H164ZM163 248V249H164ZM176 248V247H175ZM175 248H173L175 251H176V249ZM200 248H202V247H200ZM215 248V247H214ZM5 249V247L2 249V251ZM7 249V248H6ZM13 249V248H12ZM17 249H19V248H17ZM14 250V252H16V251H18V250ZM32 249H34V248H31V250ZM61 249V248H60ZM80 249V250H79ZM124 249H126V252H124V254H123V250ZM140 249V248H139ZM143 249V248H142ZM163 249H160V250H162L159 254H158V256L159 255H161V253L162 254H164V255H166V253H164L163 252ZM167 249V248H166ZM165 249V250H166ZM181 249V248H180ZM194 249V248H193ZM208 249H211V248H208ZM11 250V249H10ZM35 250V249H34ZM51 250V249H50ZM59 250V247H58V249H57V251ZM69 250V249H68ZM168 250V249H167ZM172 250V249H171ZM197 250H198V248H197ZM211 250H213V249H211ZM1 251V252H2ZM12 251V250H11ZM20 251H22L23 252V254H27V251H26V253H24V250H20L19 249V253L20 254H17L18 252H16V254L15 253H13V251H12V253L13 254H15V255H18L19 256V258H20V256L22 255L21 254V252ZM42 251V250H41ZM125 251V250H124ZM147 251H149V250H147ZM177 251H178V247H177ZM181 255H183L184 254V251L181 249ZM201 251H203V249L201 250ZM210 251V250H209ZM214 251V250H213ZM5 250L2 252L3 253V255H6L5 253ZM44 252V251H43ZM46 252H47V250H45V254H46ZM52 252V251H51ZM73 252V251H72ZM75 252V251H74ZM130 252V253H131ZM153 252H154V250H153ZM174 252V251H173ZM186 252V251H185ZM207 252H208V250H207ZM7 253V257H8V252H6ZM39 253V252H38ZM48 253V252H47ZM52 253H54V252H52ZM65 253V252H64ZM77 253V252H76ZM76 253H75V255L74 256H76ZM135 253V254H136ZM150 253H151V250H150ZM169 253H171L170 251H169ZM177 253V252H176ZM179 253V252H178ZM43 254V253H42ZM55 254H57V253H55ZM61 254H63V253H61ZM60 253H59V255H61ZM68 253L66 252L64 255H67ZM72 254V253H71ZM71 254H68V256L67 257H69L70 259H71V257L69 256V255H71ZM74 254V253H73ZM72 254V255H73ZM135 254L132 256L131 255V257L133 258L134 256H135ZM152 254V253H151ZM155 254V252L151 255V256H153ZM157 254V253H156ZM156 254L154 255V256H156ZM187 256H188V258H189V254L190 253H188V251H187ZM194 254V253H193ZM197 254V253H196ZM195 254V255H196ZM37 255V254H36ZM39 255H41V254H39ZM71 255V256H72ZM114 255V256H113ZM148 255V254H147ZM146 255V256H147ZM168 255V254H167ZM192 255V254H191ZM198 255V254H197ZM42 256H44V255H41L40 257L42 258ZM48 256V255H47ZM50 256V255H49ZM63 255H61V257H62ZM129 257H130V254L128 255ZM152 257V258H155V259H157V257ZM176 256H177V254H176ZM186 256V255H185ZM199 257H200V254L198 255ZM205 256V255H204ZM4 256H2V258H3ZM6 257V256H5ZM4 257V258H5ZM11 257H13V256H11ZM25 256H22V258H24ZM55 257V256H54ZM59 257V256H58ZM61 257L60 258H58V260H61ZM65 256H63L62 257V261L64 260V261H66V258H64ZM77 257H78V255H77ZM140 257V256H139ZM149 257V256H148ZM163 256H161V258H162ZM168 257V256H167ZM179 257H180V254H179ZM211 257V256H210ZM2 258H0V261H2ZM3 258V259H4ZM18 258V259H19ZM30 259H31V255H30V257H29ZM45 258V257H44ZM57 258V257H56ZM74 257H72V259H73ZM115 257H114V259H116ZM128 258V257H127ZM141 258H143V255H142V257ZM184 258V257H183ZM188 258H187V260H188ZM201 258V257H200ZM11 259V258H10ZM13 259H17V258H13ZM48 259V258H47ZM76 258H74V260H75ZM129 260H130V258H128ZM134 259L136 260V258L134 257ZM150 259V258H149ZM148 259V260H149ZM155 259H154V261H155ZM178 259H180V258H178ZM206 259V258H205ZM208 259V258H207ZM210 259H212V257L210 258ZM4 260H7V259H4ZM3 260V261H4ZM24 260V259H23ZM27 260V259H26ZM34 259H32L31 261H33ZM41 260H43V259H41ZM50 260V259H49ZM48 260V261H49ZM67 260H68V258H67ZM74 260H72V262L74 261ZM135 260L133 261V263L135 262ZM140 261L142 260V259H139ZM153 260V259H152ZM161 260H163V259H161ZM166 260V259H165ZM181 260H186V259H181ZM195 260V259H194ZM203 260H204V257H203ZM7 261H9V259L7 260ZM45 261H46V259H45ZM43 261L42 263H46V262H48V261ZM70 261V260H69ZM76 261H77V259H76ZM107 261H105V263L107 262ZM110 261H112V260H110ZM109 261V262H110ZM114 261V260H113ZM113 261H112V263H113ZM118 261H116L115 260V264H117V263H119ZM143 261V260H142ZM141 261V262H142ZM157 261V260H156ZM164 261V260H163ZM201 261V259L199 260V262ZM5 262V264H6V261H4ZM13 262V261H12ZM51 262V261H50ZM72 262H71V264H72ZM108 262V263H109ZM117 262V263H116ZM126 262H127V260H126ZM129 262H131V260L129 261ZM128 262V263H129ZM138 261L136 260V263H137ZM165 262V261H164ZM186 262V261H185ZM190 263H191V261H189ZM193 262V261H192ZM17 263V262H16ZM21 264V262H18V264ZM22 263H24V262H22ZM29 262H27V264H28ZM52 263V262H51ZM66 264H68L67 262H65ZM64 263V264H65ZM76 263H78V261L76 262ZM111 263V262H110ZM132 263V264H133ZM135 263V264H136ZM143 263H145V261L143 262ZM147 263H148V261H147ZM161 263H163L162 261H161ZM188 263V262H187ZM190 263H188V264H190ZM15 264V263H14ZM24 264H26V262L24 263ZM47 264V263H46ZM131 264V263H130ZM149 264H151V262L149 261ZM165 264H166V262H165ZM167 264H170L169 262L167 263ZM173 264V263H172ZM196 264V263H195ZM199 264V263H198ZM205 264V263H204Z\"/></svg>",
	"mask_w": 264,
	"mask_h": 264
}]
</instances>
